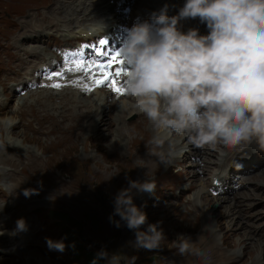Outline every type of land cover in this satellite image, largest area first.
Listing matches in <instances>:
<instances>
[{"label":"rangeland","instance_id":"1","mask_svg":"<svg viewBox=\"0 0 264 264\" xmlns=\"http://www.w3.org/2000/svg\"><path fill=\"white\" fill-rule=\"evenodd\" d=\"M76 1L78 0H63V2L61 3L59 1H56V4H74ZM107 1L108 0H106V2ZM48 4L49 3L46 2L44 3V5ZM9 8L14 10H24L27 7L16 8L10 4ZM43 10H47V8H43ZM87 10L88 9H85L86 12H84L83 10V14L87 13ZM97 11H102V8H98ZM110 14H115L113 16L115 17L113 19V23H127L129 21L127 15L122 14L117 7H114ZM110 14L109 16H111ZM34 17L35 16L33 14H30L25 18H19L18 21L15 20L17 24L15 28L12 22H6V24H11V26L9 27L10 29H14V34L11 36L8 43H10V41L12 40L13 49L18 56V58L14 59L15 63H17L18 60L22 57L28 58L33 55L40 54L44 51H48V42L50 41H48L47 36L42 37V39L44 40L43 42L42 39L39 38L41 35H43V26L38 27L35 23ZM57 18L60 19L58 15ZM25 21L27 22L24 24ZM89 23L99 25L97 29L93 31L94 34L100 33L103 30L102 26L110 27V25L103 24L101 22ZM200 26L209 31L207 25L200 23ZM64 27L66 28V24L60 25V30H56L52 33L63 32L65 30ZM32 35L36 36V38L33 40H29L30 36ZM23 38L28 39V41L26 42L25 40H23ZM39 44H42L43 47H47V49L41 48ZM29 45L31 47L27 48ZM4 52L8 51L4 50ZM71 93L72 98H76L74 90H71ZM23 97L21 100L16 101L18 102V105L14 106V109L21 107L19 104L22 103L23 100H25V98ZM36 97L39 98V100H37L32 105L34 108H37L39 110H47L48 112L56 116H61L63 110L68 113L66 125L64 127L70 129L69 135L59 138L57 133H50L44 138L42 136L41 138L35 137V140H33L32 137L28 136L26 137V142L22 143L24 148L21 146V144L15 145L14 143H16L17 141L16 138V141L15 139L12 140L13 142L7 138L10 135H13L15 131L20 132V130L13 128V124L16 122H13V124L11 123L12 125L8 123L11 121V117L13 121H20L21 117H19L17 114L14 115L12 110H10V107H7L8 104L3 103L4 105H6V107L0 108V114L3 115V112H6L4 115L7 116V113H10V115H8V117L0 116V119L2 120V123L0 125V134L4 145L7 148L13 149V152L10 153L0 150V163L8 165V171H10V169L15 166L17 167V170L15 169L14 176L12 173L7 175L4 174V171L0 172V177L4 174L12 181V184L10 186V194H7V192L0 187V196H6V200L15 198L16 196L18 201H23L21 195L26 197L24 195V190L35 189L34 191L36 193L28 196L30 197V200H34V203H39V201L48 203V201H50L66 209L62 211L68 213L72 217V219L68 220L65 218H60L58 220L68 227L69 235L73 233V240L69 245V249L71 252L67 254L65 258L56 260L39 253H33V249L26 252L25 250L21 249V247H19L16 250L9 252L8 255L6 254L5 256L1 257L0 264H75V262L84 263L87 261L85 255L90 251H97L98 249H100L102 253L106 254V256H109L110 261L113 257H115V261L119 262V264L120 262L123 264H171L166 262L162 254L165 249L171 248L172 245L179 243V241H183L185 234L199 233L197 236H202L201 233L203 227L206 226L207 215L201 213L199 208H196L190 202H186L185 204L180 205L175 203L174 201H168L167 196L171 194L167 193L174 192V189L166 185H162V191L158 192V196L163 201L160 205L152 203L146 208L141 207L143 209V212H145L147 215V222L146 224L141 226L140 230H146L148 224H156L158 229L162 230L163 233V240L161 241L159 247L152 250H148L143 247H137L135 236L136 230L129 229L126 226V222L121 220L119 216L112 215L114 212V198L120 189L128 187L129 179L137 181L138 179L148 177L151 174L167 170L170 171L173 176L171 178L161 180L169 182L173 185H180L181 180H185L186 175L189 173L188 170H185V172H183V176L174 175V171L172 170L173 164L163 170V167L166 164H169L168 162L161 163V166L159 165L157 168L156 166H154L153 168H148V166H145V162H141L143 165V167L141 168L139 166L141 165V163L135 165V162L137 160H134V163H132V165H125L119 162V154L117 155L115 147L116 149H119L121 147H119L120 143L116 138L114 130L117 127L116 120L120 119V112L116 111L115 108L117 105H121L123 103L122 99L119 101L112 100L111 105L113 107L110 118L108 116H103V124L101 125L99 134H92L91 137H87L85 136L86 132H83V135L75 139L74 127L75 124L78 123L75 119V110L83 112L86 115L85 110H81V106H77V101H75L72 106H66L64 104L63 108L61 103H56L55 100L51 98L49 104H59V107L53 110L50 109L49 106L46 107L45 103H43L46 99L45 94H41ZM82 102L84 103L83 100ZM135 110L137 109H133V111ZM130 112L131 108L129 109V113ZM135 112L130 113L128 116L126 115L129 123H131L130 116L135 115ZM95 113L96 112L93 110V114ZM126 116L123 118L121 124L123 127L127 128V133L131 134L128 137L129 141L127 142V145L125 147L126 149H124L125 152H129L130 145L132 142H134V140L142 146H146L142 137L143 133H140V131L145 129L146 127H148L151 131V127L150 122L148 121L147 123L143 124L142 128L137 129L133 126L134 123L133 125H129L127 123ZM93 117L94 116L89 117L90 120H93ZM44 122L52 125L48 119L44 120ZM7 125H9L8 127L10 129L7 127ZM57 129L61 128L57 127ZM8 130L13 131L10 132ZM102 134H108L109 137L111 136L114 139V142L112 141V138H110L111 141L102 140ZM14 135L12 137H14ZM184 140H187V138ZM215 147H210V149L208 150V152L210 153L208 154V157H210L212 160H216L214 152L216 151L214 150ZM109 150L112 151L110 152ZM188 155L194 156L193 161L191 158H189ZM261 157L263 156L258 154L250 157L243 152H239L233 154L229 158L226 157L223 163L224 165L230 164L231 166H237L238 161L243 160L246 162V165H251L255 161L259 162V164L261 165L263 164V162L261 161ZM19 158H21L22 160L23 168L21 166V162H19ZM197 159L198 158L193 153L186 154L185 162L189 164L187 165V167H200V165L193 166V164L196 163ZM211 165L213 164L209 163V167H207L209 170L212 169ZM34 170H36L35 173H32V171ZM142 170L143 175H141ZM236 173H240V175L242 176V178H238L239 180L247 178L251 181V184L254 185L250 187H244L239 192H241V194H250L252 192H255L257 193L256 195L258 199H250L252 203L248 200L242 201L243 205H241V201L238 199L240 193H229L223 197H221L220 195H211V193L206 195L207 197L211 196V198L230 197L238 201L239 204L237 208L239 209L242 221L247 226L248 231L251 232L254 240L259 239L260 241L264 242V167L258 168L250 174L244 175L239 171H236ZM255 175L259 176L254 177ZM24 180L25 183H23ZM18 181L20 182V184L18 183ZM194 185L196 186L195 183ZM202 186L205 185L203 184ZM254 187L259 188L260 190H255ZM14 188L16 190H14ZM188 190L192 189L189 188ZM195 193L196 191H187L185 192V194H183L184 197H181L176 201L181 202L184 198L195 200ZM136 199L141 200L142 197L136 196ZM153 200H155V198ZM135 201L136 200L133 196V202L138 203V201ZM0 203H2V201H0ZM197 205L199 206V204ZM222 209L224 208H216L214 210L213 216L215 219L222 221L223 214H220ZM198 213H200V221H198ZM110 216H112L111 220ZM186 219H190L191 222L184 221ZM49 220L50 219L44 220V222H48ZM116 221H119V227L115 226ZM38 225L42 226V223L39 222ZM60 232L62 234H67V228L65 226H62V230ZM243 233L244 232H240L239 230H228L226 229V227L224 228L222 226L219 234L221 242L223 240L222 246L216 242L215 238L212 239L213 241H209L208 236H202L204 239L201 243V247L207 249L208 246L207 253H209L213 259L207 261V258L200 257L199 259L194 260V262L198 261L195 264H212V261H215L217 259L214 257V255L217 256V252L218 259L215 262H221L222 264H234V262L237 260L235 254H240L236 252L234 248H239L242 245L240 237ZM87 234H92V237L96 240H94L93 243L91 241L86 243L84 236H86ZM40 237H42V233L40 234ZM78 239L84 242V245L82 247L84 253L81 256L78 255V252L81 251L80 247L78 246ZM34 242L38 241H32V247L37 246L35 244L33 245ZM210 242H214L213 245L218 247L217 250L213 245L208 244ZM203 243L205 244L202 245ZM197 244L200 245L199 242H197ZM225 244L227 245L225 246L226 248L232 247L229 249V252L225 251V249L223 248V245ZM37 249L41 250V252L44 253V250L40 249L39 247ZM254 249L255 248L252 245L248 247L246 246L244 248V253L242 254L243 256L241 257L243 258V261L238 262V264H248V262L254 261L256 257V253L254 255ZM223 254H226L227 258H231V260L224 258ZM187 258L188 255L184 254L181 256L169 257L168 260L173 263L184 264ZM233 258L235 259L233 260ZM262 258L264 260V255L262 256Z\"/></svg>","mask_w":264,"mask_h":264},{"label":"clouds","instance_id":"2","mask_svg":"<svg viewBox=\"0 0 264 264\" xmlns=\"http://www.w3.org/2000/svg\"><path fill=\"white\" fill-rule=\"evenodd\" d=\"M197 17L207 35L179 30L180 19ZM125 33L122 87L150 122L148 143L161 150L151 153L160 162L170 161L164 145L174 136L197 147L255 145L264 153V0H186L177 15L169 16L165 5L151 22L134 23ZM155 187L154 178L129 179L113 201L112 215L136 230V246L148 250L159 247L163 233L156 224L140 230L147 215L132 190L152 193ZM16 228L26 230L23 218ZM56 244L63 251V242ZM188 251L187 244L178 246L181 255ZM110 264L119 262L113 257Z\"/></svg>","mask_w":264,"mask_h":264},{"label":"bare ground","instance_id":"3","mask_svg":"<svg viewBox=\"0 0 264 264\" xmlns=\"http://www.w3.org/2000/svg\"><path fill=\"white\" fill-rule=\"evenodd\" d=\"M56 1H59L60 3L63 2V0H0V86H1L0 93L3 92L5 94L9 95L10 94L9 90L11 88V81H13L16 76H18L20 74H24L25 72L23 70L30 69L31 65L33 63H35V59L43 57L44 54L47 52V51L46 52L44 51L40 54L33 55L31 57H28V58L22 57L18 60L17 63H15L14 59L18 58V56H17L15 50L13 49L12 40L10 41V43H8L11 36L14 34V29L13 30L10 29L9 27L11 26V24L10 23L6 24V22L7 21L12 22V24H14V28H15L17 25L16 21H18L19 18H25L28 15L33 14L35 16L34 19H35L36 25L38 27L43 26V35H41L39 38L42 39L43 36H47L48 41H51L53 38L57 37V35L59 33H61V32H56V33H52V32H55L56 30H60V25L65 24L64 23L65 17H60V19L57 18L56 12L58 9V4H56ZM80 1H81L80 3H82V0H80ZM119 1H120L121 5L124 4V2H121L122 0H119ZM129 1H132V0H129ZM45 2L49 3V4L44 5ZM10 4L16 8H23V7H27V8L24 10H14V9L9 8ZM29 5H34V6H29ZM132 6H133L132 15L144 14L143 10H140V11L136 10V7H137L136 2H134L132 4ZM43 8H47V10H43ZM83 10H84V12H86L85 9H83ZM121 13L126 14L123 11H121ZM84 18H85V20H87L89 22H92V23L101 22L103 24H108L111 27V25L113 24V19L115 17H112V16L104 17L102 15L96 14L93 10H91V11H88L87 13L84 14ZM117 20H118V18H117ZM26 22L27 21H25L24 24ZM200 23H203V22H201L198 17L194 18V22H193L194 27H200L199 32H201L203 35H207L208 30L202 28L200 26ZM203 24L206 25V23H203ZM69 26L70 25L66 24V27H69ZM110 27L102 26V28H103L102 31L106 32V31H108V29ZM35 38H36V36L32 35V36H30L29 40H33ZM23 40H25L26 42L28 41V39H26V38H23ZM43 41L44 40L42 39V42ZM39 46L43 49H47V47H43L42 44H39ZM30 47L31 46L29 45L27 48H30ZM4 50H7L8 52H4ZM26 72H27V70H26ZM71 90H74V89L67 88V89H64L62 91H51V90H47V89H41V90L31 91L30 95H32V96H30L29 103L24 104L25 106H21V107H18L17 109H14V106H8L7 105V107H10V110H12L14 115L17 114L19 117H21L20 121L19 120L13 121L12 117L10 118L11 121L8 124H11V123L13 124V122H16L13 124V128L19 129L20 132L15 131V133H14L15 135L13 134L14 137H12L13 135H10L7 139H10L12 141L13 139L16 138L17 141L15 139L16 143H14L16 145L19 143H25L27 140L26 137H28V136L32 137L33 140H35L34 139L35 137L41 138V136H42L44 138V137L48 136L50 133H57L59 138L62 136H68L69 135L70 129L67 127H64L66 125V120L68 117V113L66 111L63 110L61 116H56V115L51 114L47 110H39V109L34 108L32 106L37 100H39V98H37L36 96L41 95V94L46 95V99L44 100V102L43 101L42 102L45 103L46 107L49 106L50 109L54 110V109H57L59 107V104H49L51 98H53L56 103H61L63 108H64V104L66 106H72L75 103V101H77L76 102L77 106H79V107L81 106V110H85L86 115L83 112L75 110V113H76L75 119L78 122L75 124V127H74L75 128V139L77 137L83 135L84 134L83 132H86L85 136H87V137H91L92 134H96V135L99 134L100 130H101V125L103 124V116L104 117L108 116L110 118L112 107H113L111 105V103H112V100L114 101L116 99L110 100L109 96L111 97V95L109 94V92H107L106 90H103V89L97 90V92H95L94 94H91L89 96L84 95L82 93H80L81 95H78V91L74 90V92L76 94V98L73 99L72 95H71L72 94ZM62 92H65V93L63 94V96L61 98H57L54 95H52V93H62ZM34 95H36V96H34ZM13 96H15V94L11 95V98ZM92 96H93V98L102 99L100 106L96 107V106L88 103L89 98H91ZM24 97H26V96H24ZM121 99L123 100V103L121 105H117L115 108L116 111L120 112V119L116 120L117 127L114 130V133L116 134V138H117L118 142L120 143L119 147H121L119 149L117 148L118 150L115 147V151H116L117 155L119 154V158H118L119 162L122 164H125V165H127V164L132 165V163H134V160H137L135 162V165L138 163H141V162H145L144 164H145V166H148V168H153L154 166H156V168H157L162 162H160V160L157 158V156L151 154L153 150L159 152V149H153V147L151 145H149L148 141L151 139L153 133L149 130L148 127H146L145 129L140 131V133H143L142 137H143V140H144L146 146H142L141 144L137 143L134 140V142H132L130 145L129 152L124 151V149H126L125 147L127 145V142L129 141L128 137L131 134L127 133V128L123 127L121 122H122L123 118L126 115H128L129 109H130V107H128V105L130 103H132V100L129 97H122ZM82 100L84 101V103L82 102ZM24 102H25V100H23V102L20 103L19 105L23 104ZM4 107H6V105H4L0 101V108H4ZM93 110L96 112L95 114H93ZM3 113L5 114L6 112H3ZM4 114L3 115L0 114V116L1 117L6 116ZM7 114L10 115V113H7ZM8 115L6 117H8ZM91 116H94L99 121L97 124V129L92 130V131L88 130L87 124H86V119H88ZM46 119H48L52 125L45 123L44 120H46ZM147 122H148V120L145 117L144 121H136L133 126L137 129L142 128L143 124L147 123ZM92 125H93V122L91 124V127H92ZM57 127L61 128V129H57ZM13 130H8V131L12 132ZM18 133H20L21 135ZM101 137H102L101 138L102 140H106V141H111L110 138H112L111 136L109 137L108 134L107 135L102 134ZM176 137H178L179 142H182L184 144H188V146H189L187 151L184 152V156L188 153H193L198 158L196 160L197 164L194 163L193 166H199L202 161L206 160L205 155L210 154L208 152V150L210 149V146L197 147L196 145L191 143L188 139L183 141V137H180V136H176ZM99 138H100V136H99ZM117 140H115V141H117ZM112 141L114 142V139ZM170 145H172V143H170V144L166 143L164 145V147H168ZM182 154H183L182 147L179 145H175L173 152H170V157H169L170 161L168 163L173 164V163L181 161L180 158H181ZM6 157H7V155H6ZM19 159H20L19 162H21V166H22V160H21V158H19ZM7 160H9V159H7ZM31 160H35V159H31ZM139 166L142 168L143 167L142 163ZM16 168L17 167L15 166V167L11 168L10 171L5 170L4 174L9 175L12 173L14 176ZM22 168H23V166H22ZM35 171L36 170L32 171V173H35ZM19 174H21V173H19ZM98 174H100V173H98ZM141 175H143V170H142ZM194 176L195 175H193V177ZM148 177H143V178H148ZM31 178H33V177H31ZM143 178L138 179L137 181L142 182ZM216 179H218L220 181H225L226 177L222 173V171H220L219 173H215L213 180L215 181ZM18 183L20 184L19 181H18ZM23 183H25V180L23 181ZM213 186H214V182H212L210 184L211 189ZM27 187H28V185H27ZM15 188H14V190H16ZM189 188H191V189L195 188L194 183L191 184L190 187L187 188V190ZM254 189L260 190L259 188H255V187H254ZM134 190L132 191V194H134L133 193ZM206 194H208V193H207V189L205 188V186H201V188L198 189L195 193V200L197 201V204H199L200 212L207 215L206 226L203 227L201 235L202 236H208L209 241H213L212 235H210L206 231L207 228L212 229L213 236L217 235V231H218L217 228L222 229V226L224 228L226 227V229H228V230L229 229L239 230L240 232H244V233L240 237L242 247L240 246L239 248H234L236 250V252H238L242 255L244 253V248L246 246L248 247V246L252 245L255 248L254 249V255L256 253L255 259L257 258V256L259 254L263 256L264 255V242L260 241L259 239L254 240L253 235L251 234L250 231H248L247 226L242 221V217H241V214L239 212V209L237 208L239 202L236 201L235 199L230 198V197H225V198L214 197V198H211V196L207 197ZM211 194H212V192H211ZM256 194L257 193H255V192H252L250 194H248V193L241 194L240 193V196L238 199L241 201V205H243L242 201H247V200L250 201V199H258ZM21 196H23V195H21ZM155 199H156V197H155ZM14 200H15V198H11V199L6 200L4 205L0 204V239L3 237V235L9 233L10 231H14L16 229V222L20 218L24 219L26 227L29 226V222H28L25 215H23L21 213H16L13 209H10L9 211H3L6 207H10L12 205L11 202H13ZM216 208H224L220 212L221 215L223 214L222 221L215 219L213 216L214 210ZM184 221L191 222L190 219H186ZM202 236L199 237L196 235V239H197L196 242L200 243L199 246H201V243L203 242V239H204ZM213 243L210 242L208 244L213 245ZM34 244L43 250V248L40 245V242H34L33 245ZM204 244L205 243H203L202 245H204ZM213 246L217 250L218 247H216L215 245H213ZM217 246H219V245H217ZM223 246H227V245L225 244ZM21 249L24 250L23 246H21ZM207 249H208V246H207ZM212 251H213V249H212ZM33 253H39V254L44 255L43 252H41V250H39V249H33ZM223 256H224V258L231 260V258H227L226 254H223ZM214 257L218 259V252H217V256L214 255ZM234 259L235 258H233V260Z\"/></svg>","mask_w":264,"mask_h":264},{"label":"snow or ice","instance_id":"4","mask_svg":"<svg viewBox=\"0 0 264 264\" xmlns=\"http://www.w3.org/2000/svg\"><path fill=\"white\" fill-rule=\"evenodd\" d=\"M98 55H107L106 62H101L98 60L85 61L84 59H78L73 62L76 70H83L85 72L91 73L92 79L96 85H102L108 82L109 86L115 92L123 93L124 89L117 86L115 77L124 74L125 69L123 67H118L115 72L111 71L113 65L124 64V60L121 59V54L119 52H112L110 54L98 53ZM62 75H63L62 72L52 73L49 76V79H51L52 76H62ZM61 86L62 85L59 83L52 85V87H56V88H59Z\"/></svg>","mask_w":264,"mask_h":264}]
</instances>
